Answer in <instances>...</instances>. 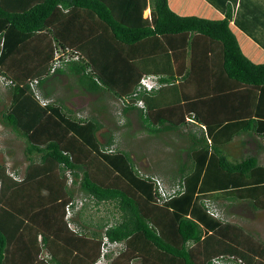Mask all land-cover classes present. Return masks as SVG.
I'll return each mask as SVG.
<instances>
[{
  "label": "trees",
  "instance_id": "1",
  "mask_svg": "<svg viewBox=\"0 0 264 264\" xmlns=\"http://www.w3.org/2000/svg\"><path fill=\"white\" fill-rule=\"evenodd\" d=\"M206 1L222 18L148 0L150 24L139 27L118 21L101 0H43L23 11L0 5V76L11 80L0 123L23 140L27 161L19 183L0 163V264H15L19 248L27 264H94L103 236L122 244L109 264H211L227 255L264 264V240L221 207L245 201L264 211L258 155L231 157L223 147L241 134L259 148L257 137L264 142V62L247 56L262 53L229 25L264 50V0ZM61 76L69 88L108 94L124 116L136 110L149 136H179L168 174L176 177L166 183L140 170L112 145V132H101V143L98 116L42 90ZM144 76L159 86L143 89ZM189 119L198 131H183ZM152 176L168 186L183 181L184 192L158 203ZM77 201L66 218V205Z\"/></svg>",
  "mask_w": 264,
  "mask_h": 264
},
{
  "label": "crops",
  "instance_id": "2",
  "mask_svg": "<svg viewBox=\"0 0 264 264\" xmlns=\"http://www.w3.org/2000/svg\"><path fill=\"white\" fill-rule=\"evenodd\" d=\"M43 0H13L12 2H10V0H0V5H2L4 8L10 10V11H23L27 8H29L30 6H32L35 3H39L42 2ZM102 2H104L111 10L113 16L120 21L123 24L129 25V26H135V27H139V26H145L150 24V8H149V4H148V0H101ZM17 3V4H16ZM168 4L170 6V8L172 10H174L176 13L180 14V15H197V16H201V17H206V18H210V19H219L222 18V14L215 9L212 5H210L206 0H168ZM232 31L235 33L238 41H239V35L245 37L246 39H248L258 50L259 52L262 53V55L260 53H258V51H256V59H254L253 57L247 55L240 42V47L242 49V51L254 62H264V50L262 48H260L259 45H257L254 41H252L247 35H245L242 31H240L232 22L229 24ZM239 34V35H238ZM255 53V52H254ZM70 80H68L66 78L65 82L60 81V79L57 80H51L47 81L43 84V89L42 90H52V95L57 97L62 96L64 98L72 99V98H79V97H86V99L88 98V95L94 96V99L92 100H86V102L84 103V105L80 108H73L75 110L79 109V113L82 114V112H85V109H87V113H91V115H96L99 117L100 121H102V127L98 130L97 134H98V138L100 139L101 143H103L105 141V138H101V136L99 135L101 132L104 134L105 132H112L114 137H115V142L114 146H119L120 148L130 152L131 156L133 157V160L135 162L136 167L140 168V170L145 171L147 173H152V174H157L159 175L161 178L165 179L166 181H170L172 179H174L176 177V175L171 176L168 175L169 173H165L164 171H161L158 168H156L155 164L156 163H164V161L162 160V158H160V154L153 151V148L149 149V152L146 148H142L141 146H135L136 144V139L138 137V133L141 135H145L149 138H160L163 135L160 136H149L144 127H142V124L139 122L138 117L136 115V110L130 111L127 115H122L124 117V122H121L123 124V126L121 127L119 125V121L116 119V116H112L109 114L108 108H113V110H120V105L118 102L114 101L112 97H110L108 94L102 98L101 97H97L91 93H88L87 91H83L82 89H78L77 87H72L69 88L66 86V84H68ZM2 86V87H1ZM63 88V92L60 93L59 89ZM67 87V88H66ZM10 94L7 90V88H5V86H3L2 83H0V112L3 108H5L7 106V104L10 102ZM102 98V99H100ZM68 103H70L71 107L72 104L71 102L68 101ZM116 106V107H115ZM114 110V112H115ZM106 112L107 118H108V124H105L102 118V114ZM111 111V113H114ZM85 112V115H88ZM133 114L135 116V120L138 124V129L134 130V128L132 127L133 123L131 122L130 119V115ZM84 115V116H85ZM0 126L2 128L3 131L7 132V133H11L13 136V140L16 141L19 145H21V151L19 153L18 156H13V155H9V160L6 161V163L8 164V162H12V167L7 166L6 164H4V161L0 160V163L4 166L6 173L9 175V171L13 172L15 175L14 176H10L11 178H13L14 180H16L18 183L20 181L23 180L24 178V173H25V169L27 166V161L25 159V155H24V143L23 140L17 136H15L8 127L4 126L3 124L0 123ZM123 128V129H122ZM136 129V128H135ZM130 130H132L133 132H131ZM198 131L199 130V126L195 125L194 123L191 122V119H189L188 124L183 128V131ZM116 131H119V134H123L124 137H129L131 139L135 140V143H131L129 140L127 141V145H121V143H119L117 141V134ZM105 137L107 138L108 136L106 134H104ZM166 135V134H165ZM179 137V136H178ZM257 139L259 140V142L261 143V147H257L254 143V141H251L249 139V136H246L245 134H241L239 137L235 138L234 140H231L229 143H226L224 147V150L229 154V156L231 157H240L243 155H246L248 153H255L258 155V159H259V163L261 165L264 166V163H261L260 161V155H264V148H263V141L261 140L260 137H257ZM253 144V147L251 149L254 150H248L249 147H247V145ZM177 145V144H175ZM8 147V146H7ZM234 148H237L238 150L240 149L245 152H240L237 156L233 155V151ZM9 150V148H7ZM9 152V151H8ZM264 159V158H263ZM181 160L184 162L186 160V155L185 153L182 154ZM170 162H168L169 164ZM144 164V165H143ZM6 165V167H5ZM171 167H175V164H172L169 166V171L172 170ZM8 171V172H7ZM17 200V199H16ZM236 203H245L247 206L248 204L245 201H241V202H236ZM235 203V204H236ZM232 206V205H231ZM231 206H222V208L227 209ZM24 207H26V204H23V209ZM249 207V206H248ZM36 211V210H35ZM263 211V210H261ZM96 214H98L99 216H102L103 214H101V210L98 211ZM39 215V214H37ZM40 216V215H39ZM232 221V220H231ZM236 222V221H233ZM238 223V222H236ZM240 224V223H238ZM242 227L243 225L240 224ZM244 228V227H243ZM245 229V228H244ZM246 231H248L247 229H245ZM31 239L33 238L32 236H29ZM25 240V238H24ZM27 240V238H26ZM36 241L39 242L40 241V235H37ZM19 252V253H18ZM21 253V254H20ZM23 253L21 252V249L19 248L17 253H16V257L14 258V262L15 264H27V259L22 256ZM35 256V255H34ZM44 259L47 257V254L45 253V251L42 252V256ZM12 264V263H11ZM133 264H140L139 262L133 263Z\"/></svg>",
  "mask_w": 264,
  "mask_h": 264
},
{
  "label": "rangeland",
  "instance_id": "3",
  "mask_svg": "<svg viewBox=\"0 0 264 264\" xmlns=\"http://www.w3.org/2000/svg\"><path fill=\"white\" fill-rule=\"evenodd\" d=\"M9 1V0H8ZM13 0H10V2H12ZM17 4V3H16ZM60 81L65 82L66 77L61 76ZM1 83V81H0ZM2 87V86H1ZM59 92L62 93L63 92V88L61 87L59 89ZM59 96V95H58ZM89 99H86V97H79V98H72L70 101H72L75 105L72 106L73 108H80L84 105V103L86 102V100H92L94 99V96L88 95ZM67 104L71 107L70 103H68V101L66 100ZM116 107V106H115ZM1 109V106H0ZM88 109V108H87ZM87 109H85V112L87 113ZM115 110V109H114ZM113 108H108L109 114L112 116H116V119L119 121V125L122 127L123 124L121 122H124V117L122 116V114L120 113V110L118 108V110H115L114 112ZM114 112V113H111ZM85 112H82V115H85ZM88 115L91 113H87ZM131 122L133 123L132 127L134 128L135 132L138 129V123L136 121H134L135 116L133 114H131L130 116ZM102 118L105 124H108V118L106 115V112L102 114ZM0 128H2L0 126ZM136 128V129H135ZM123 129V128H122ZM131 132H133L132 130H130ZM120 132L116 131V138L117 141L119 143H121V145H127V141L129 140L131 143H135L134 139H131L129 137H124L123 134H119ZM179 137L176 134H166L163 135L160 138H149L147 136H145L144 134L141 135L138 133V137L136 139V144L135 146H141L142 148H146L149 152L150 148H153L155 152L159 153L160 158H162V160L164 161V163H156L155 166L156 168H158L161 171H164L166 174L169 173V167L172 164H174L173 158L177 159V152L174 151V145L177 144L175 146V149H178V141ZM172 143L173 145H171L170 143ZM8 146V147H7ZM248 150H254L251 149L253 147V144L247 145ZM9 148V150L7 149ZM9 151V152H8ZM21 151V145H19L16 141L13 140V136L11 133H7L5 131H3L2 129H0V160L4 161V164H6L9 167H12V162H8V164L6 163V161H8L10 158L7 154L9 155H13L18 156L19 153ZM247 151V150H245ZM244 149L240 151V149L238 150L237 148H234L233 151V155L237 156L240 152H245ZM264 155H260V161L261 163H264ZM10 161V160H9ZM170 161V163L168 164V162ZM5 165V167H6ZM144 165V164H143ZM8 172V171H7ZM10 172V171H9ZM166 183L167 181L165 179H163ZM224 215V217H226L229 220L232 221H236L240 224L243 225V227L245 229L248 230L249 233L254 234V236L258 239H262L264 240V211H253L251 210L245 203H236L233 204L231 207L227 208L225 211H223L222 213ZM99 218L98 214H95V220H97Z\"/></svg>",
  "mask_w": 264,
  "mask_h": 264
},
{
  "label": "built area",
  "instance_id": "4",
  "mask_svg": "<svg viewBox=\"0 0 264 264\" xmlns=\"http://www.w3.org/2000/svg\"><path fill=\"white\" fill-rule=\"evenodd\" d=\"M0 81L2 84H9L11 83V80L7 79L5 76H0ZM36 80H33L31 82L32 89L37 97H39V90H37L35 86ZM159 86V83L157 82V79L155 76H144L140 79V87L146 90H150L152 88H157ZM40 98V97H39ZM42 103H45L44 100H41ZM139 106H142L141 101H138L137 103ZM11 176L15 175L13 172H9ZM146 175V174H145ZM151 180L153 182L154 191H155V197L156 201L158 203H163L166 200H169L170 198L180 195L184 192V185L183 181H177V183L168 186L165 184L161 178L152 176ZM81 202L77 201L75 204L73 202H69L66 205V218H70L72 215L73 210H75ZM205 207L207 208V211L212 215H217L218 210L216 208V205L214 202L205 199L204 200ZM70 226H72L70 224ZM122 248V244L117 241H109V239L106 236L102 237L101 245H100V251L99 256L94 262V264H109L110 261L119 254V250ZM211 264H246L242 259L237 258L234 255H227V256H218L215 257Z\"/></svg>",
  "mask_w": 264,
  "mask_h": 264
},
{
  "label": "clouds",
  "instance_id": "5",
  "mask_svg": "<svg viewBox=\"0 0 264 264\" xmlns=\"http://www.w3.org/2000/svg\"><path fill=\"white\" fill-rule=\"evenodd\" d=\"M10 175V174H9ZM11 176V175H10Z\"/></svg>",
  "mask_w": 264,
  "mask_h": 264
},
{
  "label": "bare ground",
  "instance_id": "6",
  "mask_svg": "<svg viewBox=\"0 0 264 264\" xmlns=\"http://www.w3.org/2000/svg\"><path fill=\"white\" fill-rule=\"evenodd\" d=\"M119 132V131H118Z\"/></svg>",
  "mask_w": 264,
  "mask_h": 264
}]
</instances>
